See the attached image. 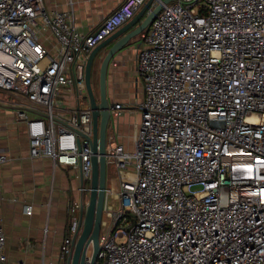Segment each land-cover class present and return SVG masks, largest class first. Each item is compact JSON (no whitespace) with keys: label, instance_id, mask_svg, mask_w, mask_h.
<instances>
[{"label":"built area","instance_id":"obj_1","mask_svg":"<svg viewBox=\"0 0 264 264\" xmlns=\"http://www.w3.org/2000/svg\"><path fill=\"white\" fill-rule=\"evenodd\" d=\"M145 2L122 0L85 33L73 0L67 11L43 0H0V91L16 99L30 157L79 168L89 185L87 58ZM135 70L140 120L131 150L115 122L107 124L114 176L108 185L107 174L98 253L84 264H264V0L163 5L140 35ZM122 108L114 103L110 114ZM7 159L0 152V164ZM77 226L74 217L62 258ZM5 240L0 226V264H27L8 260Z\"/></svg>","mask_w":264,"mask_h":264},{"label":"crops","instance_id":"obj_2","mask_svg":"<svg viewBox=\"0 0 264 264\" xmlns=\"http://www.w3.org/2000/svg\"><path fill=\"white\" fill-rule=\"evenodd\" d=\"M44 1L48 9L69 10L68 0ZM121 1L73 0L78 28L85 33L93 31ZM37 23L41 40L48 48H53L54 40L49 31L40 21ZM137 46L133 40L118 51L107 75L111 86L117 83L134 91L130 94L131 101L142 97V84L135 70ZM109 47L110 44L98 56L105 54ZM62 96L67 107H72L71 92L64 90ZM13 102L8 101L6 105L0 100V152L8 157L0 164V226L6 237L5 252L10 262L66 264V258L60 256V245L71 235L72 219H78L80 208L88 200L89 185L83 181L79 168L55 163L48 157H30L25 123L14 119ZM136 125L133 123L128 144L120 141L128 150L133 146ZM26 206L30 213L25 212Z\"/></svg>","mask_w":264,"mask_h":264},{"label":"water","instance_id":"obj_3","mask_svg":"<svg viewBox=\"0 0 264 264\" xmlns=\"http://www.w3.org/2000/svg\"><path fill=\"white\" fill-rule=\"evenodd\" d=\"M173 0H147L132 19L115 30L107 38L91 49L85 66V84L92 110L93 135L90 138L92 173L89 182L88 200L80 208L77 230L72 234L71 252L66 256V264H84L91 244V261L99 250V232L107 182L105 160L107 124L113 104H109L106 92L108 68L114 55L128 45L149 26L162 6ZM110 44L102 56L98 68V95L92 87L91 73L98 53ZM80 170V169H79ZM90 250V249H89Z\"/></svg>","mask_w":264,"mask_h":264},{"label":"rangeland","instance_id":"obj_4","mask_svg":"<svg viewBox=\"0 0 264 264\" xmlns=\"http://www.w3.org/2000/svg\"><path fill=\"white\" fill-rule=\"evenodd\" d=\"M44 4H45V1H44ZM140 35L135 37V39H134L135 43L136 42L138 43ZM103 55L104 54L102 53L100 56L96 57V61H95V64L93 66V69L96 72L97 76H98V68H99L100 60H101ZM96 87H98V84ZM106 92H107V98H108L109 104L119 103L120 105H122L125 108V109H122L120 111L118 116H115L113 113H111L110 114V120H111V122H113V121L115 122V129L118 132L117 133V135H118L117 139L119 141L124 142V144L127 145L128 144L127 141L131 140V139L129 140V136H130L131 131H132L133 123H134V125H136L140 120L138 106L135 104V101H131V99H130L131 95L134 94V91L131 92L128 89V87H125V85L121 86L117 83H115L113 86H111L110 82H108V79H107ZM135 93H137V92L135 91ZM135 98L139 101L138 97H135ZM13 99L14 98L12 96H8V95H6L0 91V100H1L2 104L9 105L7 102L8 101L13 102L15 100V99L14 100ZM13 107L14 108L12 109V113L15 114V112H17V109L15 108V106H13ZM129 107H132V108L129 109ZM125 131H126L127 135H126V133H124ZM125 147H127V146H125ZM107 174L109 175V179H108V185H109V180L111 179L112 176H114V173L112 172L111 168H110V172H109V167H108ZM106 185H107V182H106ZM198 187L199 186H194L193 189H197Z\"/></svg>","mask_w":264,"mask_h":264},{"label":"flooded vegetation","instance_id":"obj_5","mask_svg":"<svg viewBox=\"0 0 264 264\" xmlns=\"http://www.w3.org/2000/svg\"><path fill=\"white\" fill-rule=\"evenodd\" d=\"M91 81H92V87H93L94 93L97 96L98 95V87H96V86L98 84V76H97L96 72L94 71V69L92 70V73H91Z\"/></svg>","mask_w":264,"mask_h":264},{"label":"bare ground","instance_id":"obj_6","mask_svg":"<svg viewBox=\"0 0 264 264\" xmlns=\"http://www.w3.org/2000/svg\"><path fill=\"white\" fill-rule=\"evenodd\" d=\"M89 249H90V250H89ZM90 251H91V244H90L89 247H88V251H87L86 255H87V254H90V255H91ZM85 257H86V256H85Z\"/></svg>","mask_w":264,"mask_h":264},{"label":"trees","instance_id":"obj_7","mask_svg":"<svg viewBox=\"0 0 264 264\" xmlns=\"http://www.w3.org/2000/svg\"><path fill=\"white\" fill-rule=\"evenodd\" d=\"M144 32V31H143Z\"/></svg>","mask_w":264,"mask_h":264}]
</instances>
